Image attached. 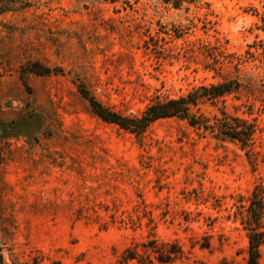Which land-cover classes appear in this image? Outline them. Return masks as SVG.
Returning <instances> with one entry per match:
<instances>
[{"label":"rangeland","instance_id":"1","mask_svg":"<svg viewBox=\"0 0 264 264\" xmlns=\"http://www.w3.org/2000/svg\"><path fill=\"white\" fill-rule=\"evenodd\" d=\"M234 79L252 88L197 109L253 124L244 149L177 118L136 135L82 93L137 117ZM263 79L264 0H0V264H115L152 236L179 243L176 264H244L242 219L256 188L264 199Z\"/></svg>","mask_w":264,"mask_h":264},{"label":"trees","instance_id":"2","mask_svg":"<svg viewBox=\"0 0 264 264\" xmlns=\"http://www.w3.org/2000/svg\"><path fill=\"white\" fill-rule=\"evenodd\" d=\"M175 10L184 8L188 10L190 5H195L199 0H162ZM39 75L51 72L48 67H40ZM264 82V79L262 80ZM251 89V82H241L238 79L224 80L210 87H200L184 97L155 101L149 104L137 117H129L114 112L99 103L93 97L82 91L93 113L106 123H111L139 135L153 122L169 118H177L186 121L196 131L209 132L221 139L236 141L244 149L253 145L255 126L244 119L230 117L221 113L222 118L209 119L199 113L197 109L200 103L215 101L241 91ZM248 158L254 164L257 153L249 150ZM246 216L242 222L247 232L248 245L245 251L244 264H260L261 248L264 247V229L262 219L264 217L263 191L256 188L252 194L250 205L246 210ZM206 248V247H201ZM185 258L184 251L177 241H159L155 237H147L141 242H133L118 256L115 264H176ZM219 264H232L222 260Z\"/></svg>","mask_w":264,"mask_h":264}]
</instances>
